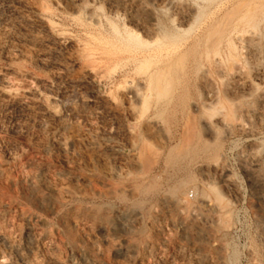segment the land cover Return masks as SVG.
<instances>
[{"label":"rangeland","instance_id":"1","mask_svg":"<svg viewBox=\"0 0 264 264\" xmlns=\"http://www.w3.org/2000/svg\"><path fill=\"white\" fill-rule=\"evenodd\" d=\"M202 1L0 0V264H264V15Z\"/></svg>","mask_w":264,"mask_h":264},{"label":"bare ground","instance_id":"2","mask_svg":"<svg viewBox=\"0 0 264 264\" xmlns=\"http://www.w3.org/2000/svg\"><path fill=\"white\" fill-rule=\"evenodd\" d=\"M196 1V0H195ZM202 1V0H201ZM205 1V0H204ZM231 1V0H230ZM234 1V0H233ZM203 2V1H202ZM208 4V3H207ZM218 5H219V3H218ZM215 6H217V5H215ZM224 6V5H223ZM225 8H227V6H224ZM191 8V7H190ZM201 8V7H200ZM212 9H214V8H212ZM192 10H194V9H192ZM224 10V9H223ZM219 11V10H218ZM197 13V12H196ZM232 13H234V14H238L237 15V17L235 16V15H233V17L235 16L236 18H238L239 19V21L240 22H243V23H249V22H251L257 15H261V14H263L264 15V0H236V1H234V2H232L231 3V9H229V10H227V12H226V14H227V16H225L226 17V21H225V23H224V25H227L226 23H227V21L229 20L230 21V18H233L232 17V15H230V14H232ZM198 14V13H197ZM226 14H224V15H226ZM183 15V14H182ZM212 15V14H211ZM222 15H223V13H222ZM231 16L230 18L228 17V16ZM193 12L192 11H189L188 13H187V15H185V17H184V20L186 21V23L187 22H189V21H191V19L193 18ZM223 17V16H222ZM229 19H228V18ZM234 17V18H235ZM233 18V19H234ZM183 19V18H182ZM220 19V18H219ZM228 19V20H227ZM218 20V19H217ZM223 20V19H222ZM216 21V20H215ZM219 21V20H218ZM231 21H233V20H231ZM231 21H230V23H231ZM221 22V21H220ZM234 22H236V21H234ZM214 23H216V22H214ZM229 23V24H230ZM257 23V22H256ZM228 24V25H229ZM213 26V25H212ZM211 26V27H212ZM255 26V25H254ZM223 27V26H222ZM225 28L227 27V26H224ZM156 28V27H155ZM225 28H223L224 30H225ZM209 30V29H208ZM212 30V29H211ZM216 30V29H215ZM224 30H219V31H221V32H223ZM221 32H219L220 33V35L218 36V33H217V35H215L216 36V39L214 40H212V38H211V46H213L212 44L214 43V41L216 42V40H218L219 38H221ZM228 33V32H227ZM215 38V37H214ZM207 39V38H206ZM210 39V38H209ZM209 43H210V41H208ZM213 42V43H212ZM218 42V41H217ZM171 47V46H170ZM173 47V46H172ZM175 49V48H174ZM212 49V48H211ZM161 50V49H160ZM163 50V49H162ZM156 51V50H155ZM165 52V51H164ZM163 52V53H164ZM150 53V52H149ZM258 53V52H257ZM160 54V53H159ZM170 54H171V52H170ZM167 54H165L164 56H166ZM174 55V54H173ZM173 55H171V56H173ZM151 56H152V54H151ZM169 56V55H168ZM145 58H146V56H145ZM154 58V57H153ZM166 59H167V57H165ZM174 58V57H173ZM163 60V59H162ZM235 60H237V59H235ZM234 60V61H235ZM232 61V60H231ZM168 62V61H167ZM216 63H217V61H216ZM229 63V62H228ZM233 63V62H232ZM239 63V62H238ZM218 64V63H217ZM216 64V67L218 66ZM223 64V63H222ZM224 65V64H223ZM232 65V64H231ZM231 65H230V67L228 66V68L230 69L231 68ZM237 65V64H236ZM220 66H221V64H220ZM219 66V68H221ZM225 66V65H224ZM223 66V68H226V67H224ZM241 66V65H240ZM239 66V67H240ZM168 67V66H167ZM219 68H217V70H219L220 71V69ZM236 67L234 66V69H235ZM238 68V67H237ZM236 68V69H237ZM233 69V70H234ZM221 70H226V69H221ZM232 69L231 70H229V71H231L232 73L234 72ZM262 71V70H261ZM159 73V72H158ZM241 73V72H240ZM243 73V72H242ZM241 73V74H242ZM262 73V72H261ZM237 75V74H236ZM218 76H220V75H218ZM206 78V77H205ZM222 78V77H221ZM208 81H209V79H208ZM212 81V80H211ZM251 81V80H250ZM209 83V82H208ZM251 85V84H250ZM242 87V86H241ZM251 89V88H250ZM242 91V90H241ZM211 92H213V90L211 91ZM211 94V93H210ZM216 94H217V92H216ZM209 95V94H208ZM213 95V94H212ZM217 95H219V94H217ZM211 96V95H210ZM207 98V97H206ZM213 98V97H212ZM208 99H210V97L208 98ZM216 99H218V97L216 98ZM217 101V100H216ZM215 101V99L214 100H212V99H210V102H212L211 104H213V103H215L216 102ZM219 101V100H218ZM217 101V102H218ZM229 103H230V101H228ZM216 104V103H215ZM208 106V105H207ZM212 105H210V107H211ZM213 106H215V105H213ZM210 109V108H209ZM219 109V108H218ZM225 122H227V121H225ZM224 124H226V123H224ZM230 127V126H229ZM251 161V160H250ZM253 162V161H252ZM256 162V161H255ZM224 176V175H223ZM225 176H228V175H226L225 174ZM224 176V177H225ZM230 178V177H229Z\"/></svg>","mask_w":264,"mask_h":264}]
</instances>
